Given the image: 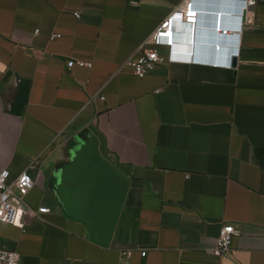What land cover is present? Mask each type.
Segmentation results:
<instances>
[{"label": "crops", "instance_id": "0c3cea01", "mask_svg": "<svg viewBox=\"0 0 264 264\" xmlns=\"http://www.w3.org/2000/svg\"><path fill=\"white\" fill-rule=\"evenodd\" d=\"M187 1L0 0V170L14 178L34 162L25 201L49 208L0 222V249L20 264H264V0L241 29V0H192L196 56L235 66L174 61L142 78L125 66ZM208 30L221 48L200 43ZM81 132L128 180L108 244L66 188ZM223 223L240 234L219 260L209 250Z\"/></svg>", "mask_w": 264, "mask_h": 264}, {"label": "built area", "instance_id": "2783aa9c", "mask_svg": "<svg viewBox=\"0 0 264 264\" xmlns=\"http://www.w3.org/2000/svg\"><path fill=\"white\" fill-rule=\"evenodd\" d=\"M240 3V17L245 16V12L249 7L256 4V0H241ZM246 7V8H245ZM245 8V9H244ZM79 17V14L76 13ZM198 10L194 8L192 0L187 1L177 11L172 13L169 17L161 22L159 27L148 37L147 43L151 47H143L134 56L125 62V66L129 68L134 75L139 78L146 76L149 72L158 67L167 66L174 61H188L190 63L206 64L212 66L225 65L231 66L232 60L223 63L215 59H206L197 57L195 54V43L192 39L191 44H177L173 42V28L177 23H196ZM245 18V17H244ZM237 25L235 28L241 29L245 24ZM213 28L217 33L226 35L229 28L223 26L221 15L218 20V27ZM223 28V30H222ZM218 29V30H216ZM39 30L36 29L35 33ZM61 37L60 33H53L51 38ZM161 45L169 46V53L167 56L162 55L157 47ZM191 45V46H190ZM78 63L80 65L89 66L91 63L83 61H68V66ZM35 168V163L32 162L29 166L12 178L10 170L3 168L0 170V222L9 223L16 226H22L25 219L40 220L42 215L49 212L46 206L33 208L25 201V196L34 188L35 178L30 173V169ZM240 234L239 228L232 223H223L219 235L215 238L214 245L210 248L209 253L218 258L225 260L229 257L232 250L233 239ZM146 251H142V256L146 255ZM21 255L18 251H8L0 249V264H20Z\"/></svg>", "mask_w": 264, "mask_h": 264}, {"label": "water", "instance_id": "95a60500", "mask_svg": "<svg viewBox=\"0 0 264 264\" xmlns=\"http://www.w3.org/2000/svg\"><path fill=\"white\" fill-rule=\"evenodd\" d=\"M204 11L207 17L213 15L211 9ZM224 13L228 14L226 11L220 12L221 18ZM197 19L198 16L195 24L177 23L174 25L172 40L175 45L184 41L190 44L192 39L196 45ZM217 19L218 11L216 10V22ZM200 36L201 44L213 48L223 46L222 38L210 30L207 34ZM235 65L236 57L234 56L232 66ZM77 138L82 143L80 155H78L76 163L70 168L73 184L66 187L74 195L69 198L70 204L79 216L96 230L95 239L100 243L108 244L127 192L128 180L99 155L93 140H89L84 132L79 133ZM63 188L64 185L61 189L63 190Z\"/></svg>", "mask_w": 264, "mask_h": 264}, {"label": "clouds", "instance_id": "9594fccd", "mask_svg": "<svg viewBox=\"0 0 264 264\" xmlns=\"http://www.w3.org/2000/svg\"><path fill=\"white\" fill-rule=\"evenodd\" d=\"M245 8H246V7H245ZM245 8H244V9H245ZM243 21H244V16H242V18H241L240 25L243 24ZM217 27H218V21L215 22V28H217ZM222 30H223V28H222Z\"/></svg>", "mask_w": 264, "mask_h": 264}]
</instances>
